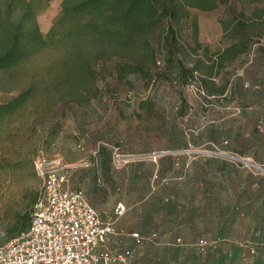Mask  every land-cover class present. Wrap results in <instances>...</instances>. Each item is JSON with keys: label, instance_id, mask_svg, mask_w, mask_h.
I'll return each mask as SVG.
<instances>
[{"label": "rangeland", "instance_id": "rangeland-1", "mask_svg": "<svg viewBox=\"0 0 264 264\" xmlns=\"http://www.w3.org/2000/svg\"><path fill=\"white\" fill-rule=\"evenodd\" d=\"M60 3L38 10L43 33ZM183 12L174 32L157 24L124 52L93 56L90 80L62 78L59 66L46 72L47 51L0 69V103L34 82L0 118V243L21 196L39 194L32 160L42 153L59 159L68 187L81 189L100 219L113 222L108 247L130 248L124 263L113 264H264V0ZM243 36L244 51L225 52ZM204 74L210 77L202 82ZM119 201L125 209L116 214ZM150 229L161 245L132 243L129 232ZM197 236L225 241L204 256L179 247L175 260L177 248L167 242Z\"/></svg>", "mask_w": 264, "mask_h": 264}, {"label": "trees", "instance_id": "trees-1", "mask_svg": "<svg viewBox=\"0 0 264 264\" xmlns=\"http://www.w3.org/2000/svg\"><path fill=\"white\" fill-rule=\"evenodd\" d=\"M49 1L0 0V69L9 68L43 51H47L49 52L48 61L44 67L46 72L59 66L63 70L60 75L62 78H65L64 74H66L74 80H76V77L79 80H90L94 76L90 67L92 57L100 51L118 48L119 52L122 53L142 32L155 25L157 26V24H161L162 29L174 32L175 26L180 25V18L186 15L183 11L188 6L209 10L227 2V0H61L59 14L46 33H43L36 15L38 10ZM238 22L241 23L242 21ZM221 23L225 27L226 24L223 19H221ZM246 46L247 39L243 36L241 41L230 43L225 52L234 50V54H236L244 51ZM196 68L197 66L187 70L193 74ZM207 76L210 77L209 74L200 75V80L205 82L208 80ZM33 87L34 82L32 81L17 95L0 103V118L13 111L27 97ZM223 90L224 87L222 86L220 91ZM98 152L106 154V149L100 147ZM107 157H110L109 153ZM161 162L162 158H159V168H161ZM79 170L80 172L83 171ZM92 172L90 184L95 186L98 180L97 168H94ZM37 196V192L32 191L25 192L21 196L16 206L15 217L6 227L5 234L8 238L17 236L28 228ZM164 200L168 201L169 199L164 198ZM118 203L115 205L116 214H120L116 211ZM222 221L228 222L227 217L222 218ZM131 232L128 235L134 245H140L145 239L149 240L155 247L162 244L159 233L155 229H150L146 234L136 231L143 236L140 243H136L131 236ZM152 232L156 233L154 238H150ZM254 233L260 235L261 229L257 228ZM114 234L115 231L112 235ZM124 234L122 229L119 230V235ZM176 238L178 237L167 242V244L174 246L173 248H177L173 252L175 260H178V254L181 252L178 250L179 247L181 249L182 247L188 248L194 254L204 256L212 251L217 252L221 243L225 241L224 238H219V236L212 239L197 236L192 242L186 243L179 237L181 243L176 244ZM199 238L218 240L215 247H208L205 251H200L193 245ZM244 242L247 251L255 253V246L250 242ZM126 249L129 250L130 255L131 250L129 247L122 248L118 252L112 250L115 253H121ZM231 249L233 250L232 253H236V248L232 247ZM251 249H253V252H251ZM204 264H210V262Z\"/></svg>", "mask_w": 264, "mask_h": 264}, {"label": "built area", "instance_id": "built-area-1", "mask_svg": "<svg viewBox=\"0 0 264 264\" xmlns=\"http://www.w3.org/2000/svg\"><path fill=\"white\" fill-rule=\"evenodd\" d=\"M41 188L33 205L28 228L0 243V264H113L124 262L129 250L115 253L108 247L114 233L111 221L100 219L81 189L68 187V173L59 159L42 153L33 157ZM120 202L116 211L121 213ZM136 243L143 236L131 232ZM156 236L155 232L150 238ZM218 239L199 238L200 251L215 247ZM176 244L181 243L178 237ZM253 252V249H251Z\"/></svg>", "mask_w": 264, "mask_h": 264}, {"label": "crops", "instance_id": "crops-1", "mask_svg": "<svg viewBox=\"0 0 264 264\" xmlns=\"http://www.w3.org/2000/svg\"><path fill=\"white\" fill-rule=\"evenodd\" d=\"M228 223V222H227Z\"/></svg>", "mask_w": 264, "mask_h": 264}]
</instances>
